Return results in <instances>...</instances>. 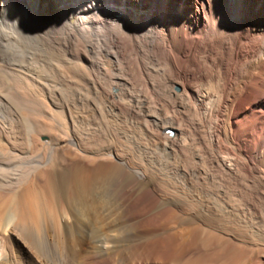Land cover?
<instances>
[{
	"label": "bare ground",
	"instance_id": "6f19581e",
	"mask_svg": "<svg viewBox=\"0 0 264 264\" xmlns=\"http://www.w3.org/2000/svg\"><path fill=\"white\" fill-rule=\"evenodd\" d=\"M37 12L47 15L44 26L37 25ZM77 46L88 47L89 59ZM0 59L6 94L27 91L32 64L69 71L88 60L95 92L140 96L145 124L169 133L170 147L161 154L189 162L187 172L175 170L190 180L188 216L170 225L154 222L152 235L177 232L173 242L184 243L197 222L227 223L230 235L263 242L252 264H264V0H0ZM6 154L0 145V264H64L56 252L64 238L81 240L88 230L100 264H128L126 252L145 233L146 209L129 208L143 195L154 200L149 180L129 174L115 188L112 174L123 170L86 156L88 164L72 174L48 173L58 184L70 182V193H60L52 179L46 196L33 188L17 193L4 189ZM12 231L24 252L7 247Z\"/></svg>",
	"mask_w": 264,
	"mask_h": 264
},
{
	"label": "rangeland",
	"instance_id": "374dc122",
	"mask_svg": "<svg viewBox=\"0 0 264 264\" xmlns=\"http://www.w3.org/2000/svg\"><path fill=\"white\" fill-rule=\"evenodd\" d=\"M48 6L50 7V3ZM38 12L34 14L37 25L44 26L46 21L42 20L47 19V15ZM31 16L29 12V18ZM87 49L88 47L77 46L75 52L81 56L86 55L89 59L92 54ZM105 61L111 63L112 59L106 57ZM87 62L88 60L86 63L76 62L69 71L64 65L57 63L46 64L43 68L35 63L36 65L29 66L35 71V75L30 78L27 91L11 94L0 91V145L2 151L9 155L10 163L9 168L1 175L6 181L4 189H14L19 193L24 189L33 188L46 196V181L52 179L56 188L60 189V193H70L73 189L70 182L58 184L56 177L50 178L48 173L59 169L72 174L77 165L88 164L84 157H95L97 164L111 163L114 164L113 171H118L119 168L123 170L121 174L116 172L112 174V186L114 184L115 188L122 185L123 179L129 174L138 182L149 180L154 188V192L151 190L154 200L150 195H143L139 202L129 208L131 213L136 206L141 208L144 206L146 209L141 222L145 233L139 245L132 244L130 252H126V255H129L128 264H243L244 262L252 264L256 256L261 253L263 242L260 240L258 242L251 235H237V238L236 235H230V230H227L230 225L227 223L221 222L223 226L226 224L225 229L220 223L219 226L222 228L218 224H211L212 222L209 223L210 225L197 222L193 225L197 228L196 231L193 232L194 228H191V235L184 243L173 242L177 232L171 237L161 231L152 235L150 230H153L154 222L170 225L188 216L189 206L186 197L190 194L188 190L190 180L185 175H178L175 170L187 172L189 162H181L175 157L161 154L163 147H170L169 133H163L154 125L145 124L144 110L140 108V96L133 94L132 97L126 94L105 96L95 92ZM2 64L5 65L0 59V67H4ZM109 81L105 79L104 84H109ZM173 90L178 88L173 87ZM25 105L30 108L27 114L22 108ZM57 140H60L58 144H56ZM162 171L165 172L162 174ZM178 188L181 190L178 191ZM177 198L183 203H174L173 199ZM157 201L162 205L157 206ZM150 207H156L154 215L148 211ZM260 223L262 222L254 223L256 226L253 224L252 226L258 227ZM260 225H264V222ZM90 227L95 228V226L87 228ZM222 229H225L224 233ZM41 232L42 236H45V232ZM89 232L88 230L87 236L85 235L81 240L76 237L64 238L63 248L56 251L61 255L64 264H100L91 252L90 247L94 238ZM212 235L223 241L219 242ZM15 236V231L9 234L5 241L6 245L9 243L7 247L17 252H24L23 246H19ZM51 247V242L48 240V249ZM78 253L79 256L83 254L86 256L78 259L81 258ZM137 254L138 257H135ZM246 258L249 261H245Z\"/></svg>",
	"mask_w": 264,
	"mask_h": 264
}]
</instances>
